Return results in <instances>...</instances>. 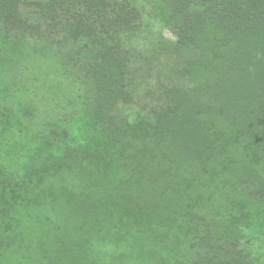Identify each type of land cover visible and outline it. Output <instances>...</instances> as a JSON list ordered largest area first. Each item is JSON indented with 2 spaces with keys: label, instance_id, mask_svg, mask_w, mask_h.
Returning a JSON list of instances; mask_svg holds the SVG:
<instances>
[{
  "label": "rangeland",
  "instance_id": "1",
  "mask_svg": "<svg viewBox=\"0 0 264 264\" xmlns=\"http://www.w3.org/2000/svg\"><path fill=\"white\" fill-rule=\"evenodd\" d=\"M131 1L141 10L142 26L126 43L132 61L121 81L128 96L125 102H118L113 117L103 116V109L93 102L92 83L85 84L86 78L72 69L64 70L57 55L42 53L31 42L21 50L0 47V198L5 200V223L12 218L11 207L32 209L37 223V227H10L9 257L29 256L32 251L23 248H32L39 253L34 260L43 261L45 254L57 264H192L200 253H209V257L221 253L228 260L226 251L238 250L249 256L242 259L237 255L238 264H248L249 258L253 264H264V232L254 234L256 227L264 226V215L258 213L249 220L252 213L242 200L243 187L232 170L210 155L179 157L152 136L162 133L163 139L168 129L158 112L176 119L173 125L178 131L195 128L194 122H184L166 106L164 94L165 87L178 80L179 69L189 57L177 55L171 41L179 38L154 17L152 0ZM1 30L6 32L0 23ZM9 35L5 34V45H12ZM3 36L0 33V40ZM62 46L75 50L72 45ZM173 50L177 64L171 57ZM15 52L27 59L22 56L15 64ZM191 78L190 87L214 81L209 73L194 84ZM183 84L182 80L179 87ZM194 116L199 123L200 116ZM213 139L219 141L221 134L205 137L211 145L206 147L209 153L216 144ZM244 152L243 148L241 154H235L237 160L229 159L235 173L243 171L238 162L244 158L264 177V153ZM170 166L193 173L171 196L157 195L162 202L153 208L151 197L137 191V182L149 176L161 178ZM110 170H114L113 189L106 192L96 178L104 179ZM46 172L52 179L57 176L58 185L83 189L76 195L82 209L98 200L99 215L93 217L98 226L79 227L74 222L71 227L65 223L51 227L55 214L47 197H53L56 187L45 184L42 176ZM191 180L197 184L195 191L190 189ZM159 181L164 188L169 186L168 179ZM186 205L184 214L170 222V209L175 212ZM0 206L4 204L0 202ZM134 208L147 212L143 227L136 224L140 213ZM195 213L198 216L192 220ZM154 217L162 223L151 224Z\"/></svg>",
  "mask_w": 264,
  "mask_h": 264
},
{
  "label": "trees",
  "instance_id": "2",
  "mask_svg": "<svg viewBox=\"0 0 264 264\" xmlns=\"http://www.w3.org/2000/svg\"><path fill=\"white\" fill-rule=\"evenodd\" d=\"M152 1L154 17L179 38L178 42L171 41L178 49L177 55L189 57L188 63L179 69L178 80L165 87V104L176 111L184 122H194L195 126L194 129H182L180 132L173 125L176 119H170L169 113L158 112L166 120L163 124L168 129L165 128L166 137L164 135L163 139L162 133L160 136L159 133H152V136L179 157L189 155L193 158V155H197L195 159L210 155L231 169L243 187L242 200L252 213L249 220L258 213L264 215V177L246 164L244 158L238 162L243 165L241 173H235L229 164V159H235V154H241L243 148L244 153H264V0ZM140 14L141 10L131 0H0V23L6 29V32L0 31L4 35L0 47L7 46L8 51L11 47L21 50L24 44L31 42L42 53L57 55L64 70L72 69L86 78L83 80L85 84L92 83L93 102L103 109V116L113 117L117 113L118 102H125L128 96L121 81L132 61L126 43L130 35L137 33L142 26ZM5 34H12L7 37L12 45H5ZM62 43L72 45L75 50H66ZM172 53V60L177 64V55L174 50ZM14 54L16 64L24 55ZM198 71L205 76L198 74ZM207 73L213 75L214 81L194 84L199 79H206ZM191 76L194 86L190 87ZM182 80L184 84L179 87ZM194 115L200 116L199 123ZM216 134H221V139H213L216 144L209 153L211 145L205 142V137ZM113 171L105 172L104 179L96 178L106 192L113 189L110 181L114 176ZM191 173L187 168L170 166L162 172L161 178L147 176L148 179L138 180L137 191L149 195L152 207L158 208L162 200L156 199L157 195L171 196L180 189L181 183L189 179ZM56 177L50 178L48 172L42 176L45 184L50 182L52 187H56L53 197H47L55 214L51 227H56V223L71 227L74 222L79 227L98 226L93 219L94 215H99L98 206L95 208L98 200L82 209L77 206L79 201L76 195L83 189L58 185L54 180ZM192 177L195 178L194 175ZM159 179H168L169 186L164 188L165 184ZM190 182V185L193 184L190 189L195 191L197 184L192 180ZM0 202L4 204L0 206V264H57V260L50 261L45 254L43 261L34 260L33 257L39 253L32 248H23L32 251L29 256L9 257L7 235H10V227H37V223L30 212L32 209L14 207L9 208L12 218L5 223V200L2 201L1 197ZM188 206L175 212L170 209V222L177 220L180 213L184 214ZM132 210L140 213L136 224L143 227L147 223V212H140L136 208ZM130 211L128 214L133 216ZM67 214L73 217L69 218ZM197 216L195 213L191 219L195 220ZM150 223L158 225L162 221L154 217ZM35 232L26 235L27 238ZM258 232H264L263 225L254 229L255 235L258 236ZM208 254H198L192 264H238L237 255L242 259L249 257H244L243 252L238 250H227L225 255L230 256L228 260L221 253L215 252L210 257ZM247 262L253 264L251 258Z\"/></svg>",
  "mask_w": 264,
  "mask_h": 264
}]
</instances>
